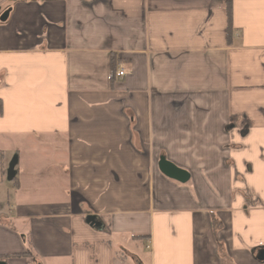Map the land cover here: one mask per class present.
Returning <instances> with one entry per match:
<instances>
[{
    "label": "crops",
    "instance_id": "1",
    "mask_svg": "<svg viewBox=\"0 0 264 264\" xmlns=\"http://www.w3.org/2000/svg\"><path fill=\"white\" fill-rule=\"evenodd\" d=\"M1 4V260L264 264V0Z\"/></svg>",
    "mask_w": 264,
    "mask_h": 264
},
{
    "label": "rangeland",
    "instance_id": "2",
    "mask_svg": "<svg viewBox=\"0 0 264 264\" xmlns=\"http://www.w3.org/2000/svg\"><path fill=\"white\" fill-rule=\"evenodd\" d=\"M6 5L5 4H1L0 6V23H2L4 20H1L2 15L6 12L5 11ZM5 11V12H4ZM11 148H5L4 149V156L0 157V159L2 158L5 161V166H4V170H3V180L5 182V186H10L11 183L13 181L9 180V172H10V167H12V162H16V166H15V172H18V170L21 172L23 171L26 175H29L30 180L24 185V187H22L21 192L22 194H20V192L17 193V195L14 196L15 192H2L0 194V214L3 213L5 214L6 210H7V204L10 202H14L17 203V201H24V200H34V201H38V197L36 196V192H31L29 189L32 188L33 183H35V189H36V180L38 177H41L43 175H48L51 169V165H47V164H43L41 163L39 166H37L36 164L30 168V171L28 170V168L26 167V165L24 164L23 166L20 165L22 164V159L21 157V152H23L22 149L19 148V146H17L16 149H12ZM31 157L37 159L39 156L38 154H31ZM20 159V164L18 163V158ZM29 157V156H28ZM49 158H51V156H48ZM15 158V159H14ZM32 161L34 163H36V160ZM37 167L39 169H37ZM25 169V170H24ZM39 184V183H38ZM5 189V187H4ZM32 197V198H31Z\"/></svg>",
    "mask_w": 264,
    "mask_h": 264
},
{
    "label": "water",
    "instance_id": "3",
    "mask_svg": "<svg viewBox=\"0 0 264 264\" xmlns=\"http://www.w3.org/2000/svg\"><path fill=\"white\" fill-rule=\"evenodd\" d=\"M6 12L2 15L1 20L6 18ZM159 170L167 177L177 180L179 182H185L188 179V173L171 162L161 158L158 162ZM12 167H10L9 175H11ZM0 264H8L5 260L0 259Z\"/></svg>",
    "mask_w": 264,
    "mask_h": 264
},
{
    "label": "trees",
    "instance_id": "4",
    "mask_svg": "<svg viewBox=\"0 0 264 264\" xmlns=\"http://www.w3.org/2000/svg\"><path fill=\"white\" fill-rule=\"evenodd\" d=\"M226 15H227V37L231 35L232 30V17H231V0H226ZM1 114V110H0Z\"/></svg>",
    "mask_w": 264,
    "mask_h": 264
},
{
    "label": "built area",
    "instance_id": "5",
    "mask_svg": "<svg viewBox=\"0 0 264 264\" xmlns=\"http://www.w3.org/2000/svg\"><path fill=\"white\" fill-rule=\"evenodd\" d=\"M123 75H124V70H123L121 67H119V68L116 70V72H115V76H116V77H122ZM146 248L149 249L150 246L147 245Z\"/></svg>",
    "mask_w": 264,
    "mask_h": 264
}]
</instances>
